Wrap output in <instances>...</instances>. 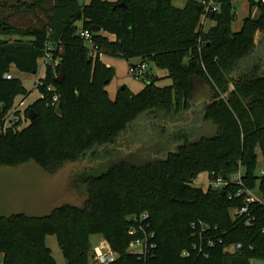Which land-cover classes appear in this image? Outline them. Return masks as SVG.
<instances>
[{"label": "trees", "instance_id": "16d2710c", "mask_svg": "<svg viewBox=\"0 0 264 264\" xmlns=\"http://www.w3.org/2000/svg\"><path fill=\"white\" fill-rule=\"evenodd\" d=\"M185 1L178 9L172 0H88L82 6L77 0H35L17 14L30 18L26 24L14 25L13 16L0 20V35L26 39H0V166L34 160L53 172L95 147L111 145L143 115L169 118L191 110L199 84L205 92L202 119L217 129L214 137L197 142L180 135L175 152L145 167L122 161L99 175L78 174L74 184L88 196L82 209L64 207L44 220L0 219V264H56L45 245L49 235L56 236L66 264H90L94 236L116 254L112 264L264 262V178L256 173L257 150L264 151V67L247 63L241 70L256 35L264 33V0H246L258 14L250 13L237 32L232 0H215L219 10L208 14L214 25L207 32L202 5ZM82 31L91 32L95 57ZM45 53L50 61L39 87L43 97L24 111L26 119L32 111L33 120L19 131L1 132L15 100L30 95L21 80H6L4 74L11 69L36 74ZM100 56L151 62L172 83L159 87L158 78L146 71L140 92L124 87L111 100L106 87L113 69ZM61 69L63 79L56 84ZM54 96L61 114L52 105ZM238 170L243 185L258 190L261 198L249 208L248 224L245 216L231 215L244 204L236 196L238 187L191 186L201 174L229 179ZM141 214L148 215L155 245L144 258L128 250V228ZM199 221L202 226L194 230ZM237 244L239 252L224 251Z\"/></svg>", "mask_w": 264, "mask_h": 264}, {"label": "rangeland", "instance_id": "374dc122", "mask_svg": "<svg viewBox=\"0 0 264 264\" xmlns=\"http://www.w3.org/2000/svg\"><path fill=\"white\" fill-rule=\"evenodd\" d=\"M33 1L35 0H0V20L13 16L12 22L14 25L19 26L21 24H26L30 18L27 15L22 16L17 14L23 12L22 10L25 8L24 5H29ZM86 1L87 0H77V3L82 6ZM180 1L175 0V5L180 3ZM197 3L201 4V1ZM19 11L21 12L18 13ZM232 11L235 15L232 30L233 32H237L240 30L243 20L250 15L249 4L246 0H232ZM257 14L258 12L256 8L251 10L252 17H256ZM202 20L203 30L204 32H207L214 25V21L211 18H208V15L207 17L203 16ZM0 39L4 41H26V39L10 35H0ZM101 60L106 66L113 69V79L106 87V91L111 100L115 99L116 93L121 88L126 87L133 94H137L144 88V82L140 79L136 80L129 73L130 66L140 65V60L132 59L126 61L107 56H101ZM247 63H259L264 67V38L260 34L256 35L254 51L249 59L242 63L241 70ZM146 67L150 76L152 75L158 78L156 83L157 86L165 87L171 85V80L165 77L163 73H161V70L157 69L153 63L147 62ZM44 72L43 59H40L38 62V70L36 74L20 73L11 69V75H13L14 78L21 80L26 90L30 92V95L23 100L25 107L21 109L22 111L30 106L35 100L39 99L40 95L34 88V82L38 78H43ZM198 87L199 93L196 96V101L191 110L182 111L178 116H172L169 118L165 117L163 114H158L155 117L153 115H143L139 117V119L130 126V138L133 140H131V142L137 144L138 148L135 152L127 154L125 159L123 158L121 151L110 146L95 147L88 151L82 159L86 160L88 163L94 164V167L85 172L92 175H99L105 172L110 166L122 161H126L139 167H145L150 163H156L163 160L168 153L175 152L180 135H186L191 142H197L202 138L214 137L217 133L216 126L211 121L202 119L203 115L201 114V111L204 104L197 102L203 100L205 92L202 84H199ZM22 99V97L17 98L14 106L17 105L20 100L22 101ZM196 104L200 105L197 106ZM9 120H11V117ZM28 122L29 120L26 119L24 115L21 116L20 125L16 128L13 127V130H21L28 125ZM127 152L129 151L127 150ZM124 153H126V150ZM260 171H264V160L258 155L256 173L258 174ZM195 181L197 183V188L206 190L208 176L201 174ZM80 192L84 195L86 194L85 191ZM255 194L260 198L258 190H255ZM98 241L99 238L97 236L92 237L91 246L94 247L97 245ZM45 245L50 250L56 264H66L56 236H47L45 239ZM90 264H94L93 258L92 261H90ZM252 264H264V262L253 261Z\"/></svg>", "mask_w": 264, "mask_h": 264}, {"label": "water", "instance_id": "95a60500", "mask_svg": "<svg viewBox=\"0 0 264 264\" xmlns=\"http://www.w3.org/2000/svg\"><path fill=\"white\" fill-rule=\"evenodd\" d=\"M97 32L99 28H92V33ZM62 79L61 69L55 83L61 84ZM55 112L61 114L59 103ZM33 118V112L30 111L29 122ZM82 158L74 162H65L53 172L46 171L34 160L17 166L1 165L0 219L25 217L30 220H44L64 207L82 209L87 203L88 196L79 192L74 183L78 174L94 167V164Z\"/></svg>", "mask_w": 264, "mask_h": 264}, {"label": "built area", "instance_id": "2783aa9c", "mask_svg": "<svg viewBox=\"0 0 264 264\" xmlns=\"http://www.w3.org/2000/svg\"><path fill=\"white\" fill-rule=\"evenodd\" d=\"M201 5L203 7V11L205 16L208 14H214L219 10V4L215 2V0H202ZM80 37L85 43V46L89 50V54L92 57L96 56V47L94 46L92 40H91V32L88 31H82L80 33ZM44 61V71H45V66L46 64L50 61L49 56L47 53L44 54L43 57ZM147 67L146 64H140L137 66H131L129 68V73L132 75L136 80H139L143 77V75L146 73ZM4 79L6 80H11L13 75H11V71L8 73L4 74ZM44 78V77H43ZM43 78H38L34 82V88L36 91L39 93V87L42 86V79ZM52 88H48V91H51ZM40 98L43 96L39 93ZM57 96H54L52 99V105L55 106L57 103ZM24 101H20L17 105L13 106L12 109L6 114V116L2 119L3 125L1 132L6 131L8 128H13L15 127V124L19 123L21 121V116L24 115V111L21 109L24 106ZM19 114V115H18ZM11 117V120L9 118ZM264 151L262 149L257 150V154L261 157V159L264 160L263 156ZM241 170H238L234 175H232L229 179H224L221 176H218L214 180L208 179V184L206 185L207 188H215L219 190H223L226 187L230 186H236L238 187L237 191V197H243V206L241 208H236L231 210V215L234 218H241L242 216H245V222L248 224L250 222V216L251 214L249 213V208L251 206H254V203H260L261 198H259L255 194V189H248L243 185L242 178H241ZM258 176L264 178V171H260L258 173ZM191 186L197 187L196 181H193ZM231 198V195L229 196ZM262 205V204H261ZM148 220V215L147 214H141L139 215L138 218L134 220V224L131 225L128 228V235L131 237V242L129 243L128 250L130 253L133 255L137 256L138 258H144L148 255L151 254V252L154 249V244L151 242L153 239V233L149 231V225L146 223ZM201 227L202 224L199 221L197 224H192V227L194 230H197V228ZM148 230V231H147ZM203 231V229H202ZM207 244L211 247L213 245L212 241H207ZM242 249L241 245H234L230 246L229 248H225L227 252L230 253H237ZM92 254H93V260L94 264H112L117 256L116 254L112 251L110 245L108 242L102 238H99L98 244L92 247ZM183 257H187V253L182 254Z\"/></svg>", "mask_w": 264, "mask_h": 264}, {"label": "flooded vegetation", "instance_id": "af4514ba", "mask_svg": "<svg viewBox=\"0 0 264 264\" xmlns=\"http://www.w3.org/2000/svg\"><path fill=\"white\" fill-rule=\"evenodd\" d=\"M130 136L131 134H130V127H129L125 132H123L121 135L118 136L115 142L109 145L110 147H113L115 149L117 148V150L121 151L122 152L121 154L124 159L126 158L127 154H129L130 152H135L138 148L137 144L131 142L132 139L130 138ZM125 150H126V153H124ZM127 150L129 152H127Z\"/></svg>", "mask_w": 264, "mask_h": 264}, {"label": "crops", "instance_id": "0c3cea01", "mask_svg": "<svg viewBox=\"0 0 264 264\" xmlns=\"http://www.w3.org/2000/svg\"><path fill=\"white\" fill-rule=\"evenodd\" d=\"M108 1V0H107ZM111 2H114L115 0H110ZM175 0H172V5L174 6V7H176V8H178V9H183L184 7H185V5H186V1L185 0H183V1H180V0H176V1H180V3H177L176 5H175V2H174ZM192 1H195V2H200V1H202V0H192ZM88 2V0L84 3V4H86ZM249 13H251V11H250V9H249ZM201 24H202V30H203V20H202V22H201ZM242 26V25H241ZM204 31V30H203ZM260 35H262V37L264 38V33L263 34H260ZM139 60V59H138ZM100 61L102 62V60H101V56H100ZM103 63V62H102ZM133 66V65H132ZM131 67V66H130ZM161 73H163V75L165 76V77H167V73L165 72V71H162L161 70ZM164 76H162V77H164ZM162 77H160V78H162ZM21 101V100H20ZM199 101H201V100H199ZM197 102V103H200V104H205V101L204 100H202L201 102ZM200 104H196L197 106H199ZM194 110V109H193ZM99 238V237H98Z\"/></svg>", "mask_w": 264, "mask_h": 264}]
</instances>
